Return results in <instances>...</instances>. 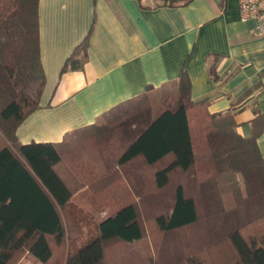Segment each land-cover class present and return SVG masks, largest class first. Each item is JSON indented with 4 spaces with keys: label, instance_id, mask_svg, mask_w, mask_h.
Returning <instances> with one entry per match:
<instances>
[{
    "label": "trees",
    "instance_id": "trees-1",
    "mask_svg": "<svg viewBox=\"0 0 264 264\" xmlns=\"http://www.w3.org/2000/svg\"><path fill=\"white\" fill-rule=\"evenodd\" d=\"M192 1L161 0L170 6ZM38 4L0 0V264H17L27 250L42 264H120L117 251L108 262L107 247L114 244L134 252L124 264H160L154 249L177 234L178 244L160 250L173 264H264V159L256 137L240 135L232 115L209 114L206 102H194L184 75L173 103L163 97L159 103L149 91L60 145L18 144L16 130L39 109L46 82ZM81 49L63 71L80 67ZM139 103L125 119L111 120L118 109ZM240 158L253 168L254 194L239 180ZM21 172L59 206L54 240L66 247L64 260L57 261L46 234L36 235L19 215L10 218L20 208L4 197L7 182ZM122 182L128 190L113 194ZM147 201L156 209L150 234L142 219ZM83 213L99 218L96 234L70 250L71 239L83 235Z\"/></svg>",
    "mask_w": 264,
    "mask_h": 264
},
{
    "label": "crops",
    "instance_id": "crops-1",
    "mask_svg": "<svg viewBox=\"0 0 264 264\" xmlns=\"http://www.w3.org/2000/svg\"><path fill=\"white\" fill-rule=\"evenodd\" d=\"M38 30L46 82L39 109L16 130L19 145H60L149 91L173 103L184 75L191 99L209 114L232 115L264 159V34L241 21L238 0H39ZM79 47L80 67L63 71ZM8 181L4 197L20 208L10 218H24L55 249L59 206L23 172ZM17 264L42 263L27 250Z\"/></svg>",
    "mask_w": 264,
    "mask_h": 264
},
{
    "label": "rangeland",
    "instance_id": "rangeland-1",
    "mask_svg": "<svg viewBox=\"0 0 264 264\" xmlns=\"http://www.w3.org/2000/svg\"><path fill=\"white\" fill-rule=\"evenodd\" d=\"M149 100L153 101V97H151ZM140 106H142V103L135 104V105L129 104L125 108L118 109V111L115 112V114H113L112 116H110V118L113 121L115 119L117 120L119 118L125 119L128 114L133 112L135 109H138ZM240 159H241V162H240L241 168L238 171V176H239V179H241V181L243 183L244 189L249 192L251 190V188H253L255 185V182L253 180V168H252V166H250L249 163H246L243 158H240ZM113 187H114L113 188V191H114L113 194L117 193L118 195L121 192L124 193L129 188V186H127L126 183H124V182H122L121 184H119L117 186H113ZM255 190H256V185H255ZM155 203H156V201L153 202L152 205H154ZM158 204H160V203H157V205ZM146 206H147V209H146L147 214L144 213L145 216L142 217V219H143V222L145 224L146 230H148V232L150 234V231L154 230L153 220H154V213L156 212V209H154V206H152V208L150 209V202L149 201H147ZM152 212H154V213H152ZM78 218H79L78 220H82L81 222L84 225L83 235L80 238L73 237L71 239L70 245L69 244L67 245V247L70 248V250H76L79 246L83 245L88 239H90V237H93L97 231L96 228L98 225L99 218H95V219L89 218V217H87L86 213L81 214L80 216H78ZM149 237H148V239H146V242H147V245H149V247H150V246H152L151 245L152 239H151V237L150 238ZM180 237H181V235L177 234L176 238H173L170 241H167L168 239L166 241H162V242H160V245H159L160 248L158 247L159 249H156V250L154 249V252H155L154 256L157 257V259H159V257H161V263L160 264H173L170 261V258H167L164 256L165 250L164 251H160V250H161V248H164L171 243L172 244H178L181 241ZM54 250H55V257H56L57 261L64 260L65 255H66V247L65 248L56 247ZM131 250L132 249H130L129 247L123 246L121 244L110 245L109 247H107L108 262H112L113 254L115 251H117V252H119V254H118L119 263L124 264V262L127 260V255H128L127 253L129 252V253H132L131 255H133L134 252H132ZM123 255H125L126 257H124ZM124 258H126V259L124 260Z\"/></svg>",
    "mask_w": 264,
    "mask_h": 264
},
{
    "label": "built area",
    "instance_id": "built-area-1",
    "mask_svg": "<svg viewBox=\"0 0 264 264\" xmlns=\"http://www.w3.org/2000/svg\"><path fill=\"white\" fill-rule=\"evenodd\" d=\"M241 21L254 20L264 34V0H238Z\"/></svg>",
    "mask_w": 264,
    "mask_h": 264
}]
</instances>
